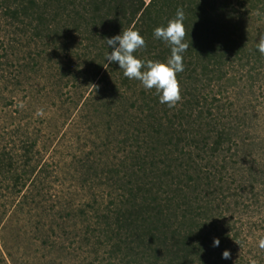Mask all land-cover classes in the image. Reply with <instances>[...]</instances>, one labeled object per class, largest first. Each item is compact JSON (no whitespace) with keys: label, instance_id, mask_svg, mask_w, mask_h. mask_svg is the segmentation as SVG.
Returning <instances> with one entry per match:
<instances>
[{"label":"trees","instance_id":"obj_1","mask_svg":"<svg viewBox=\"0 0 264 264\" xmlns=\"http://www.w3.org/2000/svg\"><path fill=\"white\" fill-rule=\"evenodd\" d=\"M0 5L23 32L29 29L51 44L76 32L85 66L81 79L102 85L96 89L105 98L100 96L97 109L110 118L115 150L103 170L102 189L108 190L97 196L109 199L66 213V219L84 225L81 245L91 247V264H264V249L259 243L252 248L264 240V135L252 97L264 84V55L256 51L264 36V0H0ZM177 8L185 12L189 48L184 71L177 74L181 99L170 108L155 89L125 77L118 63L108 65L105 54L112 50L107 38L134 28L145 40L136 55L165 60L171 49L153 30L174 18ZM19 66L31 67L25 61ZM33 147H27L23 166L0 151V182L8 181L12 193H22L34 174ZM97 168L98 162L89 166L100 179ZM224 250L229 260L222 259Z\"/></svg>","mask_w":264,"mask_h":264},{"label":"rangeland","instance_id":"obj_2","mask_svg":"<svg viewBox=\"0 0 264 264\" xmlns=\"http://www.w3.org/2000/svg\"><path fill=\"white\" fill-rule=\"evenodd\" d=\"M69 35L54 45L29 29L23 32L0 5V151L23 166L34 143L35 166L22 193L0 182V264H91L94 258L91 247L81 245L84 225L66 213L76 214L96 199L108 201L97 195L108 190L102 189L103 170L113 162L115 136L109 116L97 109L100 96L105 98L96 89L102 85L81 79L80 37ZM23 61L31 67L22 69ZM263 91L259 83L252 95L262 135ZM96 162L100 179L89 169Z\"/></svg>","mask_w":264,"mask_h":264},{"label":"clouds","instance_id":"obj_3","mask_svg":"<svg viewBox=\"0 0 264 264\" xmlns=\"http://www.w3.org/2000/svg\"><path fill=\"white\" fill-rule=\"evenodd\" d=\"M186 16L183 8H177L174 18L166 25L157 26L153 30L156 39L161 40L171 49V55L165 60H144L136 55L138 49L145 46V40L139 29L129 28L118 35L107 38L106 44L111 51L105 54L107 64L118 63L123 75L128 79L141 82L146 90L155 89L162 104L174 107L181 99L178 73L184 71L183 57L189 48L186 42L185 31ZM256 51L264 55V36L259 37ZM220 241L214 238L213 246L219 247ZM264 249V240L259 242ZM231 253L224 250L222 259L229 260Z\"/></svg>","mask_w":264,"mask_h":264}]
</instances>
